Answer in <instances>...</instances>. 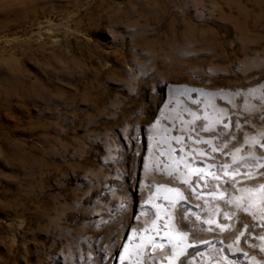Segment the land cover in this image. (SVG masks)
<instances>
[{"label":"rangeland","instance_id":"obj_1","mask_svg":"<svg viewBox=\"0 0 264 264\" xmlns=\"http://www.w3.org/2000/svg\"><path fill=\"white\" fill-rule=\"evenodd\" d=\"M0 264H264V0H0Z\"/></svg>","mask_w":264,"mask_h":264}]
</instances>
